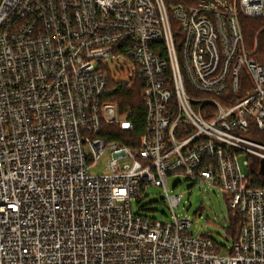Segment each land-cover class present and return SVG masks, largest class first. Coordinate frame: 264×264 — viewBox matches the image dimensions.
<instances>
[{
    "label": "built area",
    "instance_id": "obj_1",
    "mask_svg": "<svg viewBox=\"0 0 264 264\" xmlns=\"http://www.w3.org/2000/svg\"><path fill=\"white\" fill-rule=\"evenodd\" d=\"M245 16L264 21V0H0V264H264V51ZM112 80L143 83L139 147L101 136L134 128ZM170 175L222 189L243 216L232 248L174 213ZM154 186L170 221L132 209Z\"/></svg>",
    "mask_w": 264,
    "mask_h": 264
},
{
    "label": "rangeland",
    "instance_id": "obj_2",
    "mask_svg": "<svg viewBox=\"0 0 264 264\" xmlns=\"http://www.w3.org/2000/svg\"><path fill=\"white\" fill-rule=\"evenodd\" d=\"M106 66H109L112 72H117V76H121L117 70L118 64L109 62ZM125 73L127 74V71ZM258 131L259 129H256V133ZM87 151L91 153L89 149ZM109 157L110 151L101 157L96 166L91 167V173L104 172ZM239 158L242 171L249 174V167L245 164L247 155L241 154ZM252 168L253 170L258 169L257 159H254ZM168 190L171 194L181 195L180 204L174 207V213L178 217H189L193 220L191 231L194 234H206L219 245L225 246L224 248L233 247L230 226L234 215L229 207L226 194L220 187L202 184L199 179L195 180L187 175H170ZM132 205L135 213H143L161 221H170L173 218L171 204H169L166 191L162 187H150L140 200H133Z\"/></svg>",
    "mask_w": 264,
    "mask_h": 264
},
{
    "label": "trees",
    "instance_id": "obj_3",
    "mask_svg": "<svg viewBox=\"0 0 264 264\" xmlns=\"http://www.w3.org/2000/svg\"><path fill=\"white\" fill-rule=\"evenodd\" d=\"M196 2L197 0H165L168 7L174 4L189 6L196 4ZM241 18L243 32L245 33V41L248 48L253 50L255 48V42H258L259 50L254 54V57L257 58V54L264 51V30L260 32L257 37L260 28L263 26V21L261 19H253L246 16ZM172 21L175 35L178 37V35L180 36V25L178 21L174 19H172ZM142 88L143 83L140 80L136 81L132 86H127L123 83L118 84L114 80L109 83L108 90L106 92L107 99L117 102L122 110V113L126 111L131 112L130 120L134 123V128L122 129L119 125L115 124L105 125L101 136H103L106 141L114 140L122 145L126 144L132 147L140 146L142 136L146 130L147 114V108L143 102ZM222 96L220 98H222ZM258 132L256 133V140L264 144V130H259ZM259 176L260 172H258V169L252 170L253 185L264 186L263 182L259 179ZM232 212L234 219L230 229L233 239H236L240 230V225L243 221V216L237 211ZM205 236L210 237L206 234ZM215 244H217L216 249L220 250L219 244L216 242Z\"/></svg>",
    "mask_w": 264,
    "mask_h": 264
},
{
    "label": "water",
    "instance_id": "obj_4",
    "mask_svg": "<svg viewBox=\"0 0 264 264\" xmlns=\"http://www.w3.org/2000/svg\"><path fill=\"white\" fill-rule=\"evenodd\" d=\"M258 172H260V174L264 177V158L261 159V161H260V166H259Z\"/></svg>",
    "mask_w": 264,
    "mask_h": 264
}]
</instances>
